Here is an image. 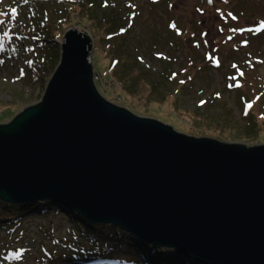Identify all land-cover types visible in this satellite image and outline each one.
Here are the masks:
<instances>
[{"label": "water", "instance_id": "water-1", "mask_svg": "<svg viewBox=\"0 0 264 264\" xmlns=\"http://www.w3.org/2000/svg\"><path fill=\"white\" fill-rule=\"evenodd\" d=\"M68 29L41 100L0 124V200L49 201L200 264H264V145L180 133L104 99Z\"/></svg>", "mask_w": 264, "mask_h": 264}, {"label": "rangeland", "instance_id": "rangeland-1", "mask_svg": "<svg viewBox=\"0 0 264 264\" xmlns=\"http://www.w3.org/2000/svg\"><path fill=\"white\" fill-rule=\"evenodd\" d=\"M96 2L99 17L125 3L133 5L134 9H126L133 10L132 22L123 20L126 34L116 33L103 41L90 22L93 14L77 9L71 0H0V12L6 13L0 17L5 21L0 36L8 33L0 48V124L37 104L48 84V80L33 82L27 71L30 58L39 54L31 30L47 28L55 42L48 54L58 50L60 59L62 36L73 28L91 37L94 84L107 101L137 116L157 119L180 133L223 143L264 145V115H260L264 113V88L258 86L264 80V0ZM13 7L15 14L10 11ZM120 43L138 62L137 68L153 78L163 70L176 74L173 83L161 86L163 101L156 99V89L150 90L141 70L124 74L120 65L107 68L110 59L118 58ZM132 71L135 77L128 79ZM178 79L185 83L176 85ZM248 111L255 116L259 129L255 133L247 129ZM80 233L67 217L53 212L27 215L11 225L0 223V264H139L126 251L125 241L120 242L111 261L83 260L79 254L65 259V245L72 244L75 235V246L78 242L85 246Z\"/></svg>", "mask_w": 264, "mask_h": 264}, {"label": "trees", "instance_id": "trees-1", "mask_svg": "<svg viewBox=\"0 0 264 264\" xmlns=\"http://www.w3.org/2000/svg\"><path fill=\"white\" fill-rule=\"evenodd\" d=\"M71 1L73 2V5H76L77 9L81 8L87 11L90 15L93 14L92 16L94 17V20L93 22H90L95 25L98 32L101 33L103 41L111 40L116 33L123 35L126 34L128 29L124 26L123 20H129L132 22L133 19V10H131L130 12H127L126 10L129 6L134 9L133 5L129 3H125L123 6L117 8L116 10L110 11L111 13L107 11L99 17L96 13V7L99 6L96 0ZM63 18L64 17H61V19ZM31 31L33 34L32 39L37 45L39 54L38 56L34 54L30 58V63L28 65L27 71L28 74L32 76L34 80L33 82L39 81L42 83L45 80H48V83L55 67L59 62V51H53L51 52V54H48V50H50L52 46H54L55 42L53 38H51L52 36L48 33L47 28L36 26V28ZM121 41H123V37H121ZM116 48H120L119 56L118 58H114V60L110 59V63L109 65H107L108 69H112L114 67L116 68L117 65H120L123 70L121 72H123L124 74H126L127 71H130L131 69H133L134 71L141 70L137 68L138 62L135 61L131 53H128L127 48H125L122 43H120V46ZM112 53H114V46L111 47V54ZM132 72H129L130 77L128 79L135 77V73ZM142 72L148 78L147 86L150 88V90L152 91L156 89V99L159 101H163L164 95L161 94V86L166 83H173L174 76H176V74L173 72L170 75L166 72V70H163L160 75L153 78L146 72ZM45 76H47L46 78L48 79L44 78ZM104 77L108 79L111 78V75H106ZM139 78H141V75ZM177 82L178 83L176 85L185 83V81L181 79H178ZM258 86H260V88H264V80L258 83ZM245 115L247 119L246 122L250 124L247 127L248 131L254 133L257 132L259 129L257 127V124L254 122L255 116L253 117V112L248 111ZM260 115H264V113L261 112ZM51 212L59 213L62 216L67 217L73 224L77 226V229L81 231L78 237H81L82 240H84L85 246H80L79 242L78 247L75 246L74 243L78 241V238L75 235L72 240H70L72 244H66L64 248V257L67 260H72L74 258V255L79 254L83 256V260L103 262L111 261L110 257L116 251V248L120 246V242L125 241L127 243L126 251L133 254V256L135 257V261L139 264H200L193 258L178 253L172 249L159 246L154 247L150 244L144 245L133 238V236H131L130 234L110 224L87 223L83 220H80L75 212L70 211L63 206L54 205L49 201L35 202L34 204H11L0 200V223L3 226L21 222L22 219L27 215L48 214ZM49 258L51 259L52 256ZM54 260L55 258L51 259V261Z\"/></svg>", "mask_w": 264, "mask_h": 264}, {"label": "snow or ice", "instance_id": "snow-or-ice-1", "mask_svg": "<svg viewBox=\"0 0 264 264\" xmlns=\"http://www.w3.org/2000/svg\"><path fill=\"white\" fill-rule=\"evenodd\" d=\"M28 2V0H23V3H27ZM11 13H13V14H15L16 12H17V9L15 8V7H13V8H11ZM4 15H6V13H4V12H0V17H2V16H4ZM229 16H232V14L231 13H229L228 14ZM232 18L233 19H236V17L235 16H232ZM5 23V21H3V20H0V25H3ZM173 27H174V25H172ZM261 26H264V22H262V25ZM238 31H242L243 29H237ZM260 29L259 28H257L256 29V31H259ZM123 31V30H122ZM8 35V33L7 32H4L3 33V36H0V48H2L3 47V43H2V41H3V38L4 37H6ZM233 67H235V65H233ZM241 75H243V73H240ZM234 79H235V77H234ZM201 103H203V101H201ZM249 107H251V105H249Z\"/></svg>", "mask_w": 264, "mask_h": 264}]
</instances>
